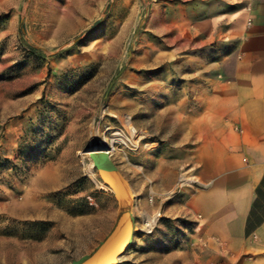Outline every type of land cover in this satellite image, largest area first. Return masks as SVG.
<instances>
[{
  "label": "rangeland",
  "instance_id": "374dc122",
  "mask_svg": "<svg viewBox=\"0 0 264 264\" xmlns=\"http://www.w3.org/2000/svg\"><path fill=\"white\" fill-rule=\"evenodd\" d=\"M241 2L0 0V264H87L122 224L116 256L93 264H264L258 236L205 235L194 170L148 157L182 84L233 52ZM123 119L158 147L108 156L100 133Z\"/></svg>",
  "mask_w": 264,
  "mask_h": 264
},
{
  "label": "crops",
  "instance_id": "0c3cea01",
  "mask_svg": "<svg viewBox=\"0 0 264 264\" xmlns=\"http://www.w3.org/2000/svg\"><path fill=\"white\" fill-rule=\"evenodd\" d=\"M238 12L233 52L182 84L181 114L148 155L154 169L179 157L171 164L195 171L190 211L205 235L231 242L264 239V0H242Z\"/></svg>",
  "mask_w": 264,
  "mask_h": 264
},
{
  "label": "bare ground",
  "instance_id": "6f19581e",
  "mask_svg": "<svg viewBox=\"0 0 264 264\" xmlns=\"http://www.w3.org/2000/svg\"><path fill=\"white\" fill-rule=\"evenodd\" d=\"M125 119H123L122 122H120V124H122L123 129L125 130V132L123 131H118L113 133L110 137L106 136V132H102L100 133L101 137H104V139L106 140V143L111 145V147H107L105 150L106 152L110 151L108 153V156L110 155V153L114 152L115 150L118 149V147L122 144L125 147H128L130 151L135 152L139 149H143L144 151H148V150H152V148L158 147V145H155V143H146L144 146L142 144V142L148 137L146 135H144L143 133H141L140 131H137L135 129V127H132L129 122L127 121V123L130 125V128L127 127L126 123H124ZM108 129V128H107ZM111 129V128H110ZM94 139V138H92ZM103 139V138H102ZM103 139V140H104ZM94 142L90 143V147L89 149L84 152L82 154V156L86 157L87 160H89L90 164L89 165H84V172L85 174L88 176V171L93 172L94 170V165L97 161L92 160V157H90V155L88 154L89 151L91 150H98L101 149L102 147V143L100 142H95V140H93ZM111 149H113V151H111ZM84 158V159H86ZM101 158H103V156H101ZM101 158L99 157V160H101ZM140 169V168H139ZM94 173V172H93ZM89 177V176H88ZM90 178V177H89ZM185 180H183L181 178V183L179 184V187H182L184 184ZM151 223V221H149V224Z\"/></svg>",
  "mask_w": 264,
  "mask_h": 264
},
{
  "label": "water",
  "instance_id": "95a60500",
  "mask_svg": "<svg viewBox=\"0 0 264 264\" xmlns=\"http://www.w3.org/2000/svg\"><path fill=\"white\" fill-rule=\"evenodd\" d=\"M107 168H105L106 170ZM106 172L109 173L108 169L106 170ZM112 182L116 185V187L119 189V191L123 194L122 191V185L116 180L115 176H113V174L109 175ZM125 206L126 203L123 205V214L125 211ZM123 232H124V224H122L121 228L118 229V233L116 235V241L115 238L113 240V243L111 245H105L104 249L101 250L99 253H97L96 255H94L89 261H87V264H93V263H97V262H102V261H108L111 258H113L114 256H116L115 254L121 249L122 245H123ZM114 244V246H112Z\"/></svg>",
  "mask_w": 264,
  "mask_h": 264
},
{
  "label": "trees",
  "instance_id": "16d2710c",
  "mask_svg": "<svg viewBox=\"0 0 264 264\" xmlns=\"http://www.w3.org/2000/svg\"><path fill=\"white\" fill-rule=\"evenodd\" d=\"M23 148H24V146H22L21 149H20V150H21V155H23V154H22V149H23Z\"/></svg>",
  "mask_w": 264,
  "mask_h": 264
},
{
  "label": "built area",
  "instance_id": "2783aa9c",
  "mask_svg": "<svg viewBox=\"0 0 264 264\" xmlns=\"http://www.w3.org/2000/svg\"><path fill=\"white\" fill-rule=\"evenodd\" d=\"M155 145H157V144H155ZM157 147H155V148H152V149H156Z\"/></svg>",
  "mask_w": 264,
  "mask_h": 264
}]
</instances>
